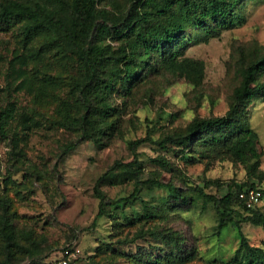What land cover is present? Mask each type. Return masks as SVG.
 I'll list each match as a JSON object with an SVG mask.
<instances>
[{"label":"rangeland","instance_id":"374dc122","mask_svg":"<svg viewBox=\"0 0 264 264\" xmlns=\"http://www.w3.org/2000/svg\"><path fill=\"white\" fill-rule=\"evenodd\" d=\"M239 15L240 21L215 35L186 29L194 38L185 55L205 66L199 84L170 74L151 75L131 97L114 99L119 110L114 116L116 129L102 147L92 139L83 140L66 154L64 147L78 134L57 121L65 103L74 100L69 82L75 66L55 52L31 58L29 46L38 47L41 38L24 46L15 25L0 29V111L14 109L0 133V198L9 203L23 245L13 264H54L55 259L59 264L70 248L79 249L75 264H130V256H156L169 249L161 239L167 228L182 231L193 255L183 263L166 264H225L231 259L239 244L236 226L218 233L213 204L203 207L192 189L200 185L221 197L232 182L256 180L248 174L253 169L264 175L263 98L258 97L249 115L253 132L244 141L212 152L188 151L194 156L189 160L175 142L160 147L157 141L182 133L195 117L228 111L241 69L264 53V0H246ZM48 76L61 79L52 84ZM140 138L145 140L136 147L138 169L133 178L119 165L134 160L128 143ZM160 158L168 165L163 166ZM157 177L182 194L176 206L158 216L156 206L169 197L165 189L143 188L131 198L138 180ZM97 190L103 193L106 214L91 226L99 208ZM123 198L128 200L117 202ZM190 198L195 202L189 203ZM148 213L155 217L144 218ZM147 229L155 235L137 238L138 231ZM241 231L250 244L264 245L262 227L241 223ZM1 246L0 238V258Z\"/></svg>","mask_w":264,"mask_h":264},{"label":"trees","instance_id":"16d2710c","mask_svg":"<svg viewBox=\"0 0 264 264\" xmlns=\"http://www.w3.org/2000/svg\"><path fill=\"white\" fill-rule=\"evenodd\" d=\"M245 1L1 0L0 29L15 25L24 46L41 38L38 47L29 46L31 51L27 56L31 58L55 52L62 60L75 66V76L69 82L74 100L65 103L63 116L57 121L60 127H67L78 134L77 140L64 147L63 153L66 154L83 140L92 139L102 147L104 138L111 136L116 129L114 116L119 110L114 99L131 97L135 88L147 83L151 75L170 74L199 84L205 66L202 60L185 55L186 47L194 38L185 33L186 29L218 34L221 28L232 27L240 21L239 10ZM108 5L109 9L106 8ZM263 75L264 53L241 69L240 82L233 90L229 109L224 115L195 117L182 133L166 135L157 143L165 147L167 143L175 142L181 155L189 160L194 156L188 151L212 152L218 147L244 141L253 132L249 115L255 109L258 97L264 101V81L260 80ZM48 78L52 84L61 79L59 76ZM13 115V108L0 111L1 134H4L7 121ZM144 140L140 138L128 143L134 160L116 164L129 177H137L136 147ZM159 160L163 166L168 165L164 158ZM248 174L257 182L264 179L263 171L255 172L253 169ZM254 181L232 182L221 197L206 193L200 185L192 189L196 198H202L203 207L206 203L213 204L218 233L231 224L239 232V244L225 264H264V245L250 244L241 231V223L264 229V207L248 206L239 197V193L253 186ZM137 182L131 198L141 189L150 187L165 189L169 193V197L156 206L157 216L176 206L175 202L182 195L178 187L158 177ZM96 196L99 208L91 226L106 214L103 193L97 190ZM172 197L174 201L170 200ZM127 200L123 198L117 202ZM194 202V198H190L189 203ZM8 206L7 200L0 198V238L4 251L0 264H13L15 252L23 246ZM154 215L148 213L144 218L151 219ZM154 235L155 232L149 229L137 232V238ZM161 239L169 249L156 256L150 255L153 253L130 256V264L183 263L193 255L192 250L185 246L186 237L181 230L167 228L161 233ZM75 261L68 264H75Z\"/></svg>","mask_w":264,"mask_h":264},{"label":"built area","instance_id":"2783aa9c","mask_svg":"<svg viewBox=\"0 0 264 264\" xmlns=\"http://www.w3.org/2000/svg\"><path fill=\"white\" fill-rule=\"evenodd\" d=\"M239 197L244 199L248 206H263L264 205V179L255 182L253 186L244 188ZM79 253L78 248L65 249L59 264H67L69 261L75 259Z\"/></svg>","mask_w":264,"mask_h":264}]
</instances>
